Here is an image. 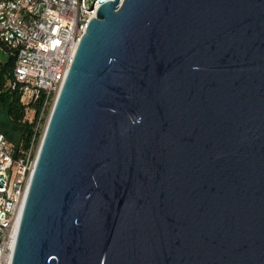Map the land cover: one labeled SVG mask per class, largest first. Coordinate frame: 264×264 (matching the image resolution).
Masks as SVG:
<instances>
[{
  "label": "water",
  "instance_id": "1",
  "mask_svg": "<svg viewBox=\"0 0 264 264\" xmlns=\"http://www.w3.org/2000/svg\"><path fill=\"white\" fill-rule=\"evenodd\" d=\"M12 264H264V0L100 7Z\"/></svg>",
  "mask_w": 264,
  "mask_h": 264
},
{
  "label": "built area",
  "instance_id": "2",
  "mask_svg": "<svg viewBox=\"0 0 264 264\" xmlns=\"http://www.w3.org/2000/svg\"><path fill=\"white\" fill-rule=\"evenodd\" d=\"M110 1L0 0V42L16 58L10 87L31 126L28 150L0 130V264H12L40 146L79 44Z\"/></svg>",
  "mask_w": 264,
  "mask_h": 264
},
{
  "label": "trees",
  "instance_id": "3",
  "mask_svg": "<svg viewBox=\"0 0 264 264\" xmlns=\"http://www.w3.org/2000/svg\"><path fill=\"white\" fill-rule=\"evenodd\" d=\"M0 47L8 55L5 62L0 61V109L3 108L5 110L9 121L12 123V127H24V131H12V134L18 135L19 139L16 140L17 144H22V148L28 150L31 146V126L23 123L25 107L20 102V96L12 92L10 87L15 70L16 58L7 51L1 42ZM6 135L8 136V134Z\"/></svg>",
  "mask_w": 264,
  "mask_h": 264
},
{
  "label": "rangeland",
  "instance_id": "4",
  "mask_svg": "<svg viewBox=\"0 0 264 264\" xmlns=\"http://www.w3.org/2000/svg\"><path fill=\"white\" fill-rule=\"evenodd\" d=\"M8 58V55L0 47V61L5 62ZM0 130L10 137L11 140L15 141L19 139L18 135L12 134L13 127L12 123L9 121V118L3 108L0 109Z\"/></svg>",
  "mask_w": 264,
  "mask_h": 264
},
{
  "label": "bare ground",
  "instance_id": "5",
  "mask_svg": "<svg viewBox=\"0 0 264 264\" xmlns=\"http://www.w3.org/2000/svg\"><path fill=\"white\" fill-rule=\"evenodd\" d=\"M105 3H107V2H100V5L97 7V9H96V11H95V18L97 17V14H98V11H99L100 7H101L103 4H105Z\"/></svg>",
  "mask_w": 264,
  "mask_h": 264
}]
</instances>
